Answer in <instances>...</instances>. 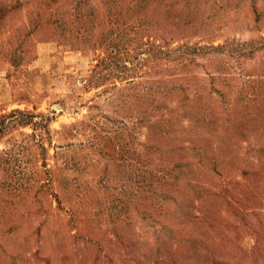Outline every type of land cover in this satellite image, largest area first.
<instances>
[{"label": "rangeland", "instance_id": "1", "mask_svg": "<svg viewBox=\"0 0 264 264\" xmlns=\"http://www.w3.org/2000/svg\"><path fill=\"white\" fill-rule=\"evenodd\" d=\"M263 38L264 0H0V115L39 122L0 264H264Z\"/></svg>", "mask_w": 264, "mask_h": 264}, {"label": "trees", "instance_id": "2", "mask_svg": "<svg viewBox=\"0 0 264 264\" xmlns=\"http://www.w3.org/2000/svg\"><path fill=\"white\" fill-rule=\"evenodd\" d=\"M98 37H100V39L97 41L98 43L102 41L101 39V35L99 34ZM264 39V38H263ZM104 40V39H103ZM101 61L102 59H99L96 62V65H94V67L91 69V73L87 76H85L84 80H83V84L86 86H98L101 81L103 80V76L101 74H98L97 72H95V68H99V66L101 65ZM123 67L124 65L121 64ZM33 114L31 113H25L24 111L15 109L12 110L11 112H9L6 115H0V135H2L6 130H8L7 128H13L16 126H24L27 124H31L32 127L38 126L39 122L36 121H32L33 119ZM45 126V124L43 125ZM42 126V127H43ZM33 181L37 180L36 177L32 176ZM23 180H21L20 182H22ZM22 183H28L27 180L23 181ZM44 185H39L38 187H42ZM20 187L22 190H24L25 186H23V184H20Z\"/></svg>", "mask_w": 264, "mask_h": 264}]
</instances>
